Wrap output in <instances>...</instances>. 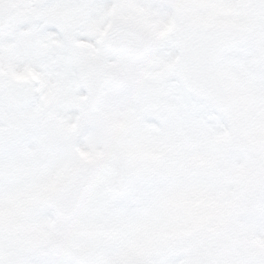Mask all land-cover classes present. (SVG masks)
Masks as SVG:
<instances>
[{
	"label": "snow or ice",
	"instance_id": "6c2138e0",
	"mask_svg": "<svg viewBox=\"0 0 264 264\" xmlns=\"http://www.w3.org/2000/svg\"><path fill=\"white\" fill-rule=\"evenodd\" d=\"M0 264H264V0H0Z\"/></svg>",
	"mask_w": 264,
	"mask_h": 264
}]
</instances>
